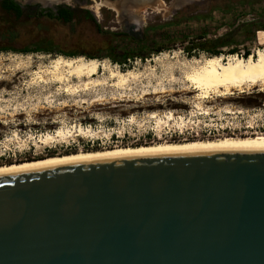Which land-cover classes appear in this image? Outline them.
Here are the masks:
<instances>
[{
    "label": "rangeland",
    "instance_id": "obj_1",
    "mask_svg": "<svg viewBox=\"0 0 264 264\" xmlns=\"http://www.w3.org/2000/svg\"><path fill=\"white\" fill-rule=\"evenodd\" d=\"M212 2H220L215 12H177L172 26L161 24L171 12L143 7L147 11L139 12L142 20L155 28H149L145 45L138 49L143 57L130 56L122 63L108 57L110 48L135 42L124 37L120 12L102 2L95 4L96 12L95 2H79L67 8L71 12L67 18L53 9L55 15L28 18L26 12L13 15L0 8V47L26 40H38L31 43L38 48L51 47L50 51L0 48V164L128 144L264 136V84L205 96L187 78L213 56L198 46L207 40L225 38L218 47L225 60L242 57L240 52L246 49L254 56L264 45L256 38L245 39L240 28L245 21L264 22V12H259L264 0H207V8ZM229 48L238 54H229ZM62 52L93 55L107 65H101L92 81L59 80L48 71L51 60L77 57ZM112 68L125 73L126 80L112 76ZM81 126L94 134L79 132ZM60 128L71 133L48 143L41 140Z\"/></svg>",
    "mask_w": 264,
    "mask_h": 264
},
{
    "label": "water",
    "instance_id": "obj_2",
    "mask_svg": "<svg viewBox=\"0 0 264 264\" xmlns=\"http://www.w3.org/2000/svg\"><path fill=\"white\" fill-rule=\"evenodd\" d=\"M0 264H264V144L0 171Z\"/></svg>",
    "mask_w": 264,
    "mask_h": 264
},
{
    "label": "bare ground",
    "instance_id": "obj_3",
    "mask_svg": "<svg viewBox=\"0 0 264 264\" xmlns=\"http://www.w3.org/2000/svg\"><path fill=\"white\" fill-rule=\"evenodd\" d=\"M101 65H104V67H106L107 63H101V61L97 58H86L84 56H58L51 60L48 71L59 78V80H63L69 77H87L88 81H92L95 74L99 72ZM111 71L112 76H119L121 78L120 80L122 81L126 80V76L124 75L125 73L123 74L120 70H115L114 68H112ZM187 78L193 84L194 88L202 89L204 92H201H203L205 96H207L210 91L219 93L221 92V94L223 93L227 95L234 88H243L246 85L253 86L258 83L264 84V48L257 49L255 56L251 55L248 58H242L240 56L234 55L229 56L225 60L223 54L206 57L203 60L201 66L196 68L192 73H187ZM262 86L263 85H261V87ZM204 95L202 94L201 96ZM78 131L84 134H94V131L89 127L83 128L81 126ZM70 133L71 131L69 129L65 130L60 128L56 131L55 134L48 133L44 137H42L41 140L48 143L56 140V137H67ZM241 144H264V136H235L221 138L215 137L194 140L183 139L154 142L149 144L96 148L92 150L54 154L43 158L6 163L0 165V171L36 164H47L65 159L93 157L107 153L136 149L181 148L191 146H220Z\"/></svg>",
    "mask_w": 264,
    "mask_h": 264
},
{
    "label": "flooded vegetation",
    "instance_id": "obj_4",
    "mask_svg": "<svg viewBox=\"0 0 264 264\" xmlns=\"http://www.w3.org/2000/svg\"><path fill=\"white\" fill-rule=\"evenodd\" d=\"M16 3L20 9V12L17 13L12 7H5L4 0H0V8L7 12H11L13 15L22 14L26 12V17H35L38 14L46 15L45 13L53 9L56 11V14L60 8H75L77 3H84L92 1L95 2L92 4V9L94 12L95 4L103 3L102 5H106L110 7L113 11L120 12V16L122 20L125 22V32L126 37L133 38L135 44L141 43V45H145V37L146 32L149 28H155V24L145 23L139 12H146L147 10L143 9V7H151L152 11L155 12H171L168 16V19L161 24L166 23L168 26H172L174 23V18L177 12H215V9L220 8V2H212L207 8V0H12ZM214 3V4H213ZM238 4V3H236ZM236 4H232L230 10L232 12L236 11ZM264 5V4H263ZM142 8V9H141ZM90 10V9H89ZM143 10V11H142ZM261 11V9H260ZM264 12V8L262 10ZM239 12V11H237ZM202 15V14H199ZM205 15V14H204ZM29 26H33V24H28ZM33 42H38V40H26L21 45L15 46H3L1 49L6 48H15V49H32L38 48L34 46ZM128 46L132 45L130 42H125ZM129 43V44H128ZM43 46V45H42ZM42 48V47H41Z\"/></svg>",
    "mask_w": 264,
    "mask_h": 264
},
{
    "label": "trees",
    "instance_id": "obj_5",
    "mask_svg": "<svg viewBox=\"0 0 264 264\" xmlns=\"http://www.w3.org/2000/svg\"><path fill=\"white\" fill-rule=\"evenodd\" d=\"M244 1H246V0H242V2H244ZM248 1H250V0H248ZM4 5H5V7H12L17 13L20 12L18 5L16 3H14L12 0H4ZM263 8H264V5L260 6L261 11L258 9L259 12L263 13V11H262ZM46 14L55 15L51 10H48L46 12ZM57 14L59 16H62L63 18H67V17H69V15H71V12L67 8L62 7L58 10ZM240 28L242 29V31L244 29V32L246 33L245 39L256 38V40L259 44H264V22L262 20H251V21L242 22L240 24ZM123 35H124V37L127 36L126 34H123ZM114 36L117 37L118 34L114 33ZM128 38L133 40V38H130V37H128ZM224 43H226V40L223 36H221L219 38H215L214 40H207L206 42H203V43L199 44L198 46L200 48L206 50L207 52H209L210 55H221L223 53L220 52L221 50H219L218 47L222 46ZM142 46L143 45H141V43H139V41H138V43H136L134 45L132 44L129 46L128 45L122 46L120 44L119 45L118 44L112 45V47L110 48V52L107 55L111 60H114V61L119 62V63L124 62V60L130 56L138 55L140 58H142L143 56L140 54V50L142 49ZM186 48H187L188 52H189V49H191L190 46H187ZM260 48H264V45H263V47H259V49ZM43 49L50 51L51 47L45 45L42 48H32V49L25 48L23 50L36 51V50H43ZM138 49H140V50H138ZM233 51H235L234 48H229V50H228L229 54H237V53H232ZM62 53L66 54V55H74L76 52H62ZM248 53H249L248 49L244 50L243 54L241 55L242 58H248L249 56H251L252 53H250L249 55H248ZM119 54H121L122 56H118ZM74 56H77V55H74ZM87 58H97V57H94L93 55H89V57H87ZM196 139H198V138H196ZM199 139H202V138H199ZM184 140H190V139H184ZM191 140H194V139H191ZM151 143H154V142H151ZM138 144H149V143H138ZM90 150H92V149H90ZM74 152H76V151H74ZM51 155H54V154H51Z\"/></svg>",
    "mask_w": 264,
    "mask_h": 264
},
{
    "label": "built area",
    "instance_id": "obj_6",
    "mask_svg": "<svg viewBox=\"0 0 264 264\" xmlns=\"http://www.w3.org/2000/svg\"><path fill=\"white\" fill-rule=\"evenodd\" d=\"M236 53H237V52H236ZM237 54H238V53H237ZM242 54H243V51L240 52V55H242Z\"/></svg>",
    "mask_w": 264,
    "mask_h": 264
}]
</instances>
